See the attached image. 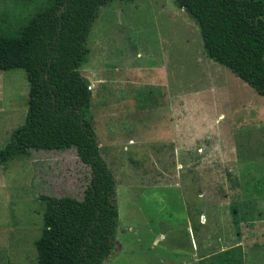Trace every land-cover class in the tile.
<instances>
[{"label":"rangeland","instance_id":"obj_1","mask_svg":"<svg viewBox=\"0 0 264 264\" xmlns=\"http://www.w3.org/2000/svg\"><path fill=\"white\" fill-rule=\"evenodd\" d=\"M49 5L0 0V28L19 31ZM88 46L90 119L117 178V250L104 264H190L192 248L211 258L239 243L255 256L264 242V95L207 56L175 0H114ZM28 98L26 70H0V149L25 122ZM90 177L75 150L0 164V264H43L40 193L83 198Z\"/></svg>","mask_w":264,"mask_h":264},{"label":"trees","instance_id":"obj_2","mask_svg":"<svg viewBox=\"0 0 264 264\" xmlns=\"http://www.w3.org/2000/svg\"><path fill=\"white\" fill-rule=\"evenodd\" d=\"M14 33L0 28V70L24 68L29 81L25 122L0 149V164L33 150H75L91 170L83 198L40 193L43 264H104L117 250V178L90 119L93 92L81 67L101 8L114 0H49ZM128 1V0H127ZM135 1V0H131ZM196 21L208 57L264 95V0H175ZM234 209V220H237ZM241 245L197 264H243Z\"/></svg>","mask_w":264,"mask_h":264},{"label":"crops","instance_id":"obj_3","mask_svg":"<svg viewBox=\"0 0 264 264\" xmlns=\"http://www.w3.org/2000/svg\"><path fill=\"white\" fill-rule=\"evenodd\" d=\"M176 126L177 125L175 123V128H176ZM176 135L177 134H175L173 136V141H175L174 139L176 138ZM262 239H264V235H262ZM237 245H241L243 247V251H244L243 264H264V242H261L260 247H255L254 249H252V250H254L255 256H253L254 254H252L250 257L248 255L249 251L244 244L242 245V243H239ZM188 255H189L188 256L189 259L191 260L190 264H197L203 260L205 261V260L209 259V257H210V255L204 256V254L199 255V254L195 253L193 248L191 249V252ZM250 258H251V262L249 263Z\"/></svg>","mask_w":264,"mask_h":264},{"label":"water","instance_id":"obj_4","mask_svg":"<svg viewBox=\"0 0 264 264\" xmlns=\"http://www.w3.org/2000/svg\"><path fill=\"white\" fill-rule=\"evenodd\" d=\"M184 10H185V8H184Z\"/></svg>","mask_w":264,"mask_h":264}]
</instances>
